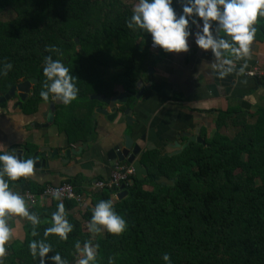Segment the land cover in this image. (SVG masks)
<instances>
[{"label":"trees","instance_id":"obj_1","mask_svg":"<svg viewBox=\"0 0 264 264\" xmlns=\"http://www.w3.org/2000/svg\"><path fill=\"white\" fill-rule=\"evenodd\" d=\"M135 3L0 0V9L13 16L0 19V68L12 65L0 75V96L21 80H36L26 106L36 109L45 102L39 94L46 90V56L59 60L76 78L77 98L67 105L69 110L81 101L90 105L82 113L92 116L95 101L90 96H113L114 85L135 94L137 82L146 83L149 70L167 54L161 49L152 52L150 34L127 27ZM173 8L181 12L176 0ZM254 26L255 38L264 40V18L258 17ZM58 123L62 128L63 122ZM202 138L204 143L191 142L173 156L145 151L140 164L146 176L133 177L122 200L115 198L114 190L83 192L70 181L85 203L55 198L48 206H31L28 211L39 218L38 225L34 229L28 221L24 240L15 241L7 252L3 244L0 264H40L28 248L34 240L51 246L44 264H52L55 253L67 264H76L82 254L75 245L79 242L82 249L85 241L94 246L90 264H109V259L112 264H165L164 254L170 264H264V110L244 113L238 106L228 107L218 113L213 136L203 133ZM8 183L11 187L12 181ZM100 200H110L125 220L121 234L88 230ZM58 203L64 204L72 225L64 240L44 236Z\"/></svg>","mask_w":264,"mask_h":264},{"label":"crops","instance_id":"obj_2","mask_svg":"<svg viewBox=\"0 0 264 264\" xmlns=\"http://www.w3.org/2000/svg\"><path fill=\"white\" fill-rule=\"evenodd\" d=\"M152 52L158 54V50ZM212 63L211 52L199 49L190 38L187 53H167L149 70L150 79L146 83L142 81L144 91L140 99L136 98L137 86L135 94L114 85L113 96L102 95L112 98L127 94V105L118 106V116L113 121L95 113L97 108L105 106L91 99V95L90 99L95 101L92 116L88 111L82 113L90 106L88 103L79 101L71 111L63 103L56 104L54 120L45 126L50 102L56 100L51 96L50 101L34 109L26 106L34 86L23 102L19 95L25 91L18 90L12 101L0 104V144L14 152L21 149L32 154L45 150L54 159L49 168H34L32 176L12 181L10 190L24 199L29 210L32 205L25 200V194L38 193L48 185L71 181L88 191L95 181L109 179L114 169L123 165L134 166L135 176L144 178L146 171L140 160L145 151L156 149L162 155L172 153L175 148L171 144L178 141L185 145L187 133L194 135L197 129L199 138L203 139V133L212 137L218 113L228 107L238 106L244 113L264 110V84L245 75L256 66L264 67V40L254 38L243 74H238L241 61L234 62L232 71L223 77L217 75L218 70L210 68ZM23 82L21 80L17 86ZM126 109H130L128 115L124 113ZM59 120L63 122L62 128ZM125 136L136 141L141 151L133 161L130 156L121 162L117 154L125 149ZM22 158L26 159L23 155ZM52 200L40 197L35 205L48 206ZM87 203H91L89 199ZM27 222L21 216L8 217L11 234L3 243L6 252L15 241L24 240Z\"/></svg>","mask_w":264,"mask_h":264},{"label":"clouds","instance_id":"obj_3","mask_svg":"<svg viewBox=\"0 0 264 264\" xmlns=\"http://www.w3.org/2000/svg\"><path fill=\"white\" fill-rule=\"evenodd\" d=\"M181 5L178 14L173 8L174 0H137L132 15L127 22L128 28H138L150 34L153 47H158L165 53H187L189 39H194L195 45L204 52L210 51L214 63L210 65L218 70L217 75L223 77L232 71L234 62L241 61L238 74H243L247 66L255 35L257 18H264V0H176ZM195 28V32L192 28ZM223 35H220V34ZM53 51L55 49H52ZM12 65L4 64L0 75H6ZM43 75L46 78L45 89L40 91V97L47 102L49 95L68 105L77 98L75 77L59 60L51 56L44 57ZM35 160L23 159L12 150H7L0 144V245L9 240L11 229L8 227L9 216L16 215L26 218L35 227L39 218L30 213L24 199L12 192L8 181L28 178L34 173ZM7 177V179H4ZM51 226L44 230V236L54 234L60 239H67L72 231V225L65 217L63 203L56 205V211L51 215ZM126 228L125 220L117 215L110 200L97 202L91 214L88 230L93 234L107 231L119 235ZM35 236L36 232L33 231ZM82 254L76 264H90L95 260L94 246L85 241L83 248L79 242L75 245ZM30 254L39 256L40 264L51 251V246L43 241L34 240L28 245ZM4 249L0 247V253ZM165 264H170L168 254L162 256ZM52 264H67L59 253L50 257ZM109 264H112L109 259Z\"/></svg>","mask_w":264,"mask_h":264},{"label":"water","instance_id":"obj_4","mask_svg":"<svg viewBox=\"0 0 264 264\" xmlns=\"http://www.w3.org/2000/svg\"><path fill=\"white\" fill-rule=\"evenodd\" d=\"M78 42V40H77ZM37 83L36 80H30V81H25L21 83L18 86L12 87L8 93H6L3 96H0V104L7 103L9 101H12V99L15 97V94L18 90H23L25 91V94L19 95L21 102H23L24 97H27V95L30 93V90L32 87ZM137 90H138V95L136 96L137 99H140L144 88L142 87V81L137 82ZM91 99L99 101L104 104L105 107H100L95 110V113H98L102 116H104L108 121H113L117 116H118V106H124L127 105L128 103V98L126 93H122L120 95H117L112 98L108 97H103L102 95H93ZM59 100L51 101L50 102V107L48 113L45 114L46 119H47V125L53 122L54 118L53 115L55 114L56 104H61ZM125 115H128L130 113V109H126L124 111ZM196 133L194 135L187 133L186 137H188V142L185 145H181L178 141L174 142L171 144L172 148H175V150L172 153H166L163 155V157L167 156H173L181 153L191 142H198V143H204V140L199 138V130L197 129L195 131ZM125 149L123 151H120L117 154V157L121 162H123L126 158H129L131 161L136 159V156L138 153L141 151V147L134 141L131 137L125 136ZM134 153L132 154V152ZM16 155L22 158V155L24 158H32L35 160V166L34 168H38L42 166L43 168H49L50 167V162L54 159L53 155H49L47 151L42 150V151H36L34 153H29L28 151H23L21 149H17L15 151ZM47 153V154H45ZM128 195V190L123 188V191L117 194V199L122 200Z\"/></svg>","mask_w":264,"mask_h":264},{"label":"built area","instance_id":"obj_5","mask_svg":"<svg viewBox=\"0 0 264 264\" xmlns=\"http://www.w3.org/2000/svg\"><path fill=\"white\" fill-rule=\"evenodd\" d=\"M152 50H158V47L151 46ZM249 78L260 80L264 84V67L256 66L245 74ZM136 175V169L132 165L117 166L112 172L111 176L107 180L95 181L89 192L103 191L105 189H111L115 191V197L117 194L123 191V188L128 190L132 185V178ZM85 192V191H83ZM78 193L75 187L70 183H64L60 185H48L42 189L39 193H26L25 200L32 206L38 202L40 197L46 199H60V200H74L78 204L82 205L85 203L86 198ZM0 245V247H2Z\"/></svg>","mask_w":264,"mask_h":264},{"label":"rangeland","instance_id":"obj_6","mask_svg":"<svg viewBox=\"0 0 264 264\" xmlns=\"http://www.w3.org/2000/svg\"><path fill=\"white\" fill-rule=\"evenodd\" d=\"M136 5V3L133 5V7ZM13 16H12V14L9 12V11H7V10H4V9H0V19L1 20H4V21H6V20H8V19H11ZM140 81V80H139Z\"/></svg>","mask_w":264,"mask_h":264}]
</instances>
